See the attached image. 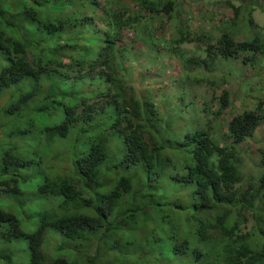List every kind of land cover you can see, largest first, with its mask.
Listing matches in <instances>:
<instances>
[{"label":"trees","instance_id":"obj_1","mask_svg":"<svg viewBox=\"0 0 264 264\" xmlns=\"http://www.w3.org/2000/svg\"><path fill=\"white\" fill-rule=\"evenodd\" d=\"M188 1L0 0V257L264 264V0H222L223 21ZM150 50L140 71L181 61L193 110L137 82Z\"/></svg>","mask_w":264,"mask_h":264},{"label":"rangeland","instance_id":"obj_2","mask_svg":"<svg viewBox=\"0 0 264 264\" xmlns=\"http://www.w3.org/2000/svg\"><path fill=\"white\" fill-rule=\"evenodd\" d=\"M186 4L187 5H189V4L192 5V8L188 7V9H191L192 12L194 11V9L196 7H200L201 10L199 11V14L203 13L204 15L211 16L212 11H217V14H218L217 18L220 21L229 20V18L231 16H233V12L229 8L223 7L224 2L222 0H189ZM258 7H259L258 4H256V2H255V9L252 10V16H253L254 20L256 21V24H255L254 30H251L252 34H254L260 27L264 26V12L261 11ZM244 13H245V11H244ZM166 19H161L160 18L158 20H160L159 22L165 24L164 27H165V31L166 32H168V33L173 32L174 25L171 24V23L170 24L166 23ZM218 19H214L213 23L216 24V21ZM242 23H243L242 25H239V27L237 29H235L236 32L240 35V37L238 39L247 38L245 36V33H246V29H247L248 25L244 21ZM131 32H133V31H131ZM156 34L159 35L160 31H158V32L156 31ZM130 36L133 37L131 33H130ZM124 41L127 43L126 40H124ZM143 44H144L143 40H138V42L135 44V48L139 49L140 47H143ZM196 44H197V42H193L192 44H186V46H184V47H186L189 51L192 52L195 49H197ZM158 49H161V48L158 47ZM155 53H157V52H155L154 50L143 51L142 54H141V58L142 59H139L138 62L135 61V63H134V65L136 66V68H134L135 72L139 73L140 64L145 61L143 59L152 57ZM193 53H197V51H194ZM170 62H171V66H167V67L163 68V71H165V74H160L161 70L157 66L156 67L155 66L154 67L150 66L149 69L148 68H143L140 71V73L144 74L142 76L146 80L145 81H140L141 79H138V78L136 80H137V82L140 85H148V83H150L151 80H152L153 81L152 86H154L156 89L160 88V83L161 82L165 83V85L169 84V86L175 87L177 89V94H176V98H177L176 106H177V109L179 111L184 110L185 113H188L189 109L191 107H192V110L194 109L193 105H195V102L192 101V98H191L190 94H188L186 92V90H182V88L179 86L178 82H173L175 78L181 77V75H180V72H181V69H182V67L180 66V62L181 61H179V60H177V61L170 60ZM236 64L237 63L235 61V64H233V67L235 69L236 68L237 69L240 68L241 71H244L242 69H245V67L243 68V66L241 64H237V65ZM224 67L226 69L229 68V66H227V65H224ZM169 75H172V76L170 77ZM218 76H219V74L216 73V78ZM134 82H136V81H134ZM239 82H241V81L238 80V79H235V80L231 81V84L233 85V90L232 91H233V93L238 94L239 99H242L245 96V91L242 88V85L239 84ZM223 83H224V79L218 81L217 84H220V87H218L215 84V86L218 87V89H219L218 91L219 92L222 90L221 84H223ZM162 92H163V95H164V91H162ZM181 104L183 105L182 107H181ZM182 116H184V113H183ZM12 196H14V195L11 194V195H9L6 198V204H5L6 208H9L11 206V203L14 200V197H12ZM21 213H22V211L20 210L19 214H21ZM11 244L16 246V249L13 252L14 257L10 261H8L7 259H3V257H0V264H29L28 259H30V253H29V250H28V247H27V244H26V240L25 239H21L19 241L11 242ZM4 248H9V244H7L4 241L0 240V250H2Z\"/></svg>","mask_w":264,"mask_h":264}]
</instances>
